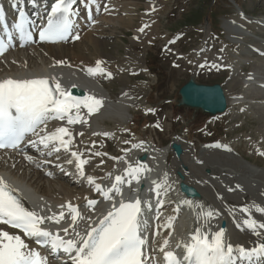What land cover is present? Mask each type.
<instances>
[{"label":"bare ground","instance_id":"bare-ground-1","mask_svg":"<svg viewBox=\"0 0 264 264\" xmlns=\"http://www.w3.org/2000/svg\"><path fill=\"white\" fill-rule=\"evenodd\" d=\"M5 1L8 4L9 12H12L13 4L21 0ZM106 1L96 0L94 2L95 13L90 21L86 19L85 10L77 11L73 31L67 41L47 44L36 39L25 50L16 49L0 57V80L6 78L31 79L56 77L66 90L75 85V87L84 90L85 97L91 95L103 101V106L99 111L90 116L87 115V109L81 108L82 115L86 116L88 120L87 124L77 123L69 125L66 120L49 121L46 129L48 133L55 131L58 125L59 127H67L71 132L72 143L69 145V150L67 151L62 148L60 152L48 156L46 154L47 150L43 149V146H39L38 150L28 144V140L36 139V137L32 136L23 144L21 150L0 152V177H3L10 185L17 189L16 193L22 198L25 207L29 210L41 212V209H43L44 211L41 212V215L45 216L50 214L47 210L49 207L53 212L58 213L61 210L65 212V219L61 221L60 225L49 221H46L42 225V227H48L55 233L58 227H66L71 222L70 211L66 206L67 202L79 206L80 211L86 217L90 215L92 217L91 223L93 224L98 222V219L109 210L110 202L104 200L102 195L96 192L94 185L88 184L86 177L92 176L95 182L100 183L106 190L115 182L114 178L116 175H125V169L129 164L133 166L144 164L151 171L141 174L140 181L144 183V191L140 197L143 201H148L152 204L153 211H156L160 207L157 204L158 199L169 202L167 206L160 208L155 214L153 212L146 213L151 225L145 233L148 236V251L151 253L153 241H155L156 258L159 264H165L163 254L158 251L159 246L163 244L165 238L169 239V246L166 250H172L176 255L182 252L183 248L177 249L175 245L179 241L188 242L190 233L198 226L196 216L202 209L197 206H203V210L211 209L215 213L206 230L211 232L219 230L220 224L224 220L226 223L224 229L228 242H231L233 245H243L246 248L254 246V242L258 241H256L254 235L250 234L249 230H246L243 221L246 218H254L260 222H264V216L256 210L257 206L264 208V166L247 159L235 147H230V149L229 144L219 141L211 145H203L201 152L197 154V149L193 144L180 139L185 152L178 158L173 155L168 145L159 146L152 139L146 141L136 137L134 141L123 149L119 147L121 149L120 155H112L110 153V155H104L105 157L100 158L84 155V148L81 145L83 144L81 142L82 137L91 136L95 139L98 135L109 133V136L114 138L115 131H110L105 127L107 121L117 124L120 128H123L122 130L127 129L131 114L130 109L134 107L138 108L141 105L140 97L138 96L140 93L136 91L143 90L146 88V84H148L141 83L142 85L139 87L135 85L132 87L126 79L129 76L127 67H134V64L137 65L143 62V60H140L143 56L132 50L130 46H134L135 43L144 40L148 35L144 31H138L143 25H138L137 22L135 25L136 17L134 16L141 14V18H146L151 15L152 9L157 7L159 3L149 1L146 3V7H148L147 11L150 13L139 12L138 14L130 6L131 0H119L120 2L109 0L107 4ZM104 5H107V10H105ZM117 9H122V12L127 16L121 17L118 15L120 16L118 18L112 16L115 10L117 12ZM238 10L239 13L231 19H227L223 23V26L228 33L230 41L237 44L240 51L245 54L244 56L248 57L246 59L243 57L244 62H254L251 57L253 52L258 55L260 54V56L264 55V37H255L248 27L240 23V20H245L244 22L252 26L253 23H256L262 27L261 33H264V14L250 17L242 8ZM122 19L123 23L124 20L127 21L126 29H131L133 35L129 37L130 43L126 44L124 54L121 56L109 55L103 51L107 42L105 38L120 36L118 33L120 34L121 31L117 32V29L120 26H122V29L125 28L121 23ZM44 21V16L37 19V22L42 23V25ZM209 30L210 28L207 26L206 40L209 36ZM152 31L154 32V30ZM37 34L35 35L37 36ZM76 34L79 35L80 39H75L72 44H69ZM250 34H252V37L255 39L254 41L257 43L255 46L248 43L245 44L244 37H249L251 36ZM221 44L220 52L216 55V59L218 60L227 58L228 56L225 50L226 44L223 41ZM130 54L134 58H130ZM98 60L104 62L101 67L106 69V71L90 76L87 69L90 67L95 68L96 61ZM57 61H63V64H57ZM205 62V60L200 61L196 65V68L198 69L200 64ZM261 63H263V60ZM262 67L261 69L252 70L247 75L242 76L238 74L239 85L244 89V93L247 90L254 91L256 97L252 102L257 105L256 108L259 113H264V63ZM135 70L133 69V72ZM108 72L113 73L114 77L113 75L108 77ZM112 77L113 81H117L119 85L118 92L115 93L110 92L105 85ZM246 98L244 94H238L235 97V101L236 103H251V101H246ZM258 98L262 99L258 100ZM250 99H253V96ZM229 101L231 100L229 99ZM145 108L146 111L150 109L149 106H145ZM79 133H83V135ZM93 133H98V135H94ZM65 139L67 140L69 137L65 136ZM134 144H141V147L133 148ZM258 150L260 149L257 148ZM41 151L45 152V154L41 155ZM70 151L81 153L82 159L88 160V163L84 165L85 178L78 176L75 167L76 161L70 156ZM92 152L94 151L92 150ZM144 154L147 155L146 161H139V157ZM29 155L34 157L36 161L41 162L39 167H37L36 163L29 162L25 158ZM102 155L101 153L100 156ZM69 159H73L72 164L66 162ZM44 160L51 161V163H43ZM98 161H102V164L95 166L94 163ZM182 164H186L189 168L186 173V182L196 186L201 191V199H189L180 193L179 179L176 172L177 170H182ZM68 175L73 179L72 183L66 180V176ZM165 176L167 183L159 189L160 196L157 197L155 185L152 182L162 183ZM122 188L126 201L140 194V192L133 191V189H136L133 183L131 187L125 184L122 185ZM85 197L98 201L95 209L87 207ZM116 200L118 203L119 197H116ZM184 201H190L191 204H186ZM60 205H65V207L61 209ZM244 208H248L249 212H244ZM157 216H159V219L156 218ZM169 217L173 218L172 228L164 227ZM88 223L89 221H80L78 230L84 232ZM156 232H159V235H155ZM170 232L172 233L171 236H169ZM60 234L64 235L62 232ZM13 235H17V233L14 232ZM24 241L26 244L31 243L26 239ZM29 248L34 249L35 247L30 244ZM41 255L48 258V264H60L54 258H50L42 253Z\"/></svg>","mask_w":264,"mask_h":264},{"label":"snow or ice","instance_id":"snow-or-ice-1","mask_svg":"<svg viewBox=\"0 0 264 264\" xmlns=\"http://www.w3.org/2000/svg\"><path fill=\"white\" fill-rule=\"evenodd\" d=\"M33 3L36 0H32ZM78 0H55L51 5L50 13L47 16L46 26L39 29L38 35L41 42H59L69 39L73 31V17L77 15L74 10ZM15 7V4L13 5ZM107 10V5H104ZM24 12H20L19 22L15 29L22 42H31L33 33L27 27ZM4 19V10L0 8V21ZM95 23V21H93ZM147 27V25H145ZM138 31L143 32L144 28ZM73 39L79 40L76 34ZM138 39V37H137ZM23 46V44L21 45ZM10 42L0 40V56L9 51ZM15 62V61H13ZM63 64V61H57ZM103 61H96L95 68H88L90 76L97 73H104L106 69L101 67ZM204 67V65H201ZM112 76L111 72L107 73ZM75 87V85H73ZM103 101L94 96L84 98L73 97L69 90L62 87L56 77L14 79L6 78L0 80V149L21 150L26 134L31 133L36 139L28 140L33 148L39 150V146L47 150L46 154L51 156L63 148L69 150L72 143V134L67 127H58L55 131H46L49 121H67V124H87L86 116L82 115L81 108L87 109V115L99 111ZM149 111H152L149 109ZM159 127V124L156 125ZM83 135V133H79ZM98 135V133H93ZM105 136L109 135L104 133ZM68 136L69 139H65ZM128 143V141H125ZM94 145V142H93ZM141 144H134L133 148H139ZM45 152L41 151V155ZM264 155V153H260ZM81 153L71 152L75 159V167L80 178H85L84 165L87 159L81 158ZM99 156L101 153L96 152ZM29 162L36 163L32 156L25 157ZM59 159V157H57ZM73 163V159L66 161ZM43 163H51L44 160ZM151 169L144 164L133 166L129 164L125 169V175H116L115 182L106 190L100 183H96L92 176L86 177L88 184L94 185L96 192L102 195L103 199L110 202L109 210L98 219V222L91 223L92 217L85 216L79 206L67 202L70 211V223L66 227H58L56 232L42 227L46 221L60 225L65 219L63 210L53 212L49 207V215H41V212L29 210L15 195L17 189L10 185L3 177H0V224L9 225L21 230L25 236L35 238L41 246L48 247L51 255H58L63 252L72 261V264H159L156 258L155 241H153L151 253L148 251V236L145 233L151 227L146 213L152 211V204L137 197L134 201H126L122 185L131 187L133 181L140 183L141 174ZM155 185L156 196H160L159 189L167 183L165 176L162 183L152 182ZM142 189H133L139 192ZM231 190V189H230ZM116 197H119L117 203ZM87 207L95 209L98 201L84 198ZM164 201L157 200L161 207ZM191 204L190 201H184ZM61 209L65 205L59 206ZM202 210L197 213L198 226L190 233L188 242L179 241L175 245L177 249L183 248V256L178 257L172 250H166L169 246V239L165 238L159 246V253L163 254L165 264H264V222L254 218H246L243 224L250 234L256 237L254 246L246 248L243 245H233L226 239V232L223 227L211 232L206 230L209 222L214 217L213 210ZM256 210L264 216V208L257 206ZM249 212L248 208L243 209ZM159 219V216L156 217ZM80 221H89L84 232L78 230ZM202 221V223H200ZM173 218L169 217L164 225L172 228ZM63 233L62 236L60 233ZM155 235H159L156 232ZM172 233H169L171 236ZM69 237V238H65ZM0 264H48V258L41 255V252L30 249L28 244L19 235H11L7 231L0 230Z\"/></svg>","mask_w":264,"mask_h":264},{"label":"rangeland","instance_id":"rangeland-1","mask_svg":"<svg viewBox=\"0 0 264 264\" xmlns=\"http://www.w3.org/2000/svg\"><path fill=\"white\" fill-rule=\"evenodd\" d=\"M131 1V4L136 5L134 6L130 4V6L133 7L138 14L139 12H147L146 9L148 7H146V3L149 1H156L162 6V8L161 6L158 8L155 7L156 9L153 10V15L146 19L147 21H144V19L141 18V14L134 16L136 17L135 25L136 22L138 25H143L142 27L144 30L146 29L145 32L147 31L146 35H148L144 40H140V43L137 42L134 46H130L132 50L143 56L140 59L143 60V62L137 65L134 64V67H127V70H129V76H127L126 79L132 87L133 85L139 87L142 85L141 83L148 84H146V88L143 90L136 91L137 93H140L138 96L140 97L141 105H139L138 108L134 107L130 109V113L132 114L130 117L132 118L129 120L128 128L126 130H122L123 128H120L117 124L107 121L105 123V127H107L106 129L115 131L114 133L116 136L114 135L113 138L112 136L109 137L103 135L101 137V135H98V137H95L96 140L91 136L86 137L88 139L82 137L81 142H83V144L86 143L84 147H86V149L94 147L103 152V154L107 153V155L110 153L118 155L121 150L120 148L128 146L136 137L146 141L152 139L159 146H167L174 137L178 135V132L182 130L184 126L183 118L187 125L184 127L185 130L182 134V140L192 142L197 149V154L201 152L202 144L222 141L235 147L241 155L245 156L252 162L264 166V155L259 154L261 151L264 153V113L257 112L258 109L256 108L257 105L255 103L245 102L246 105H244L238 103L235 104L232 101V105L227 114L209 120L211 124L208 127L207 133L203 132L204 130L201 128L206 122H208L206 115H203L198 111L181 108L178 113H181L182 118H179L178 115L180 114H177L175 110V105L178 99V89L191 76H195L197 80L201 82L223 83L227 89L228 95L234 100L235 96L240 94L241 91L244 93V90L239 85V77L237 74L240 73L243 76L254 69L257 70L263 68L262 64L264 63V55L260 56V54L258 55L257 53H255V55L253 52L251 57L254 62H244V58L246 59L248 57L244 56L245 54L240 51L237 44L232 43V41H229L230 39L227 38L228 33L222 25L225 19H231V17L237 14L234 2L232 4L231 0H217V3L214 4V11L211 14L210 24L206 21V27L207 25L210 27L212 25L211 30H213V32H210V39L206 40V46L209 45L212 48V52L208 54L206 53L207 64L199 70H196L194 65L199 59L193 58V50L201 44L205 37L203 26L214 0ZM234 1L239 4L248 15L258 16L264 13V0ZM116 14H112V16H115L116 18L127 16L122 13L121 9H118ZM125 21L126 20H124L123 23V19L121 20V23L125 28L122 29V26H120V28L117 29V32L121 31L120 34L118 33L120 36L105 38L107 42L105 43L106 46L103 51L109 55L121 56L125 53L126 44L130 43L129 37L133 35V31L131 29H126L127 21ZM244 21L245 20H240V23H243V25L248 27L250 31L252 30L251 32L255 33H253L255 37H264V34L261 33V30H263L261 26L253 23V27ZM145 25H147V27H145ZM155 26L158 28L156 29ZM152 30H154V32ZM217 34L222 35V38L218 37ZM250 35L251 36L248 38L244 37L245 44L255 42L252 34ZM222 39L226 42L227 49L225 50L228 53L227 62L230 65L232 63L231 66L225 64V62H222V65L215 62L214 53H218L220 50ZM72 43L73 41L69 44ZM252 45L255 46L256 44ZM26 48H24V50ZM234 51L237 52L236 55L233 54ZM129 57L134 58L131 54ZM257 60H261L259 61L260 63L263 60V63L260 64ZM217 61L219 60L217 59ZM148 65L155 67L156 69L150 70ZM222 66H230L232 69ZM133 69L136 70L133 72ZM113 77L108 83H105V85L110 92L115 93L118 92L119 85L117 81H113ZM247 91H245L247 101H249V98H252V96V100H254L256 97L254 91L249 90L248 94ZM260 99L258 98V100ZM145 105H151L156 109V112L146 114L144 111L146 110ZM157 124H159V127H156ZM93 141L96 142V145H92ZM125 141H128V143H125ZM257 148L260 150L257 151ZM96 163L95 165L98 166L102 164L101 161Z\"/></svg>","mask_w":264,"mask_h":264},{"label":"water","instance_id":"water-1","mask_svg":"<svg viewBox=\"0 0 264 264\" xmlns=\"http://www.w3.org/2000/svg\"><path fill=\"white\" fill-rule=\"evenodd\" d=\"M72 93L83 95L84 91L79 88H73ZM180 101L178 106L199 109L204 113L214 115L225 111L227 106V97L223 87L219 83L212 85L198 83L193 77L188 80L179 90ZM172 148L178 157L183 153L182 145L178 142L172 143ZM146 155L141 157L142 160ZM183 170H188V166L182 164ZM182 179L180 183L181 191L190 197H201L200 192L193 185L187 184L182 170L178 172Z\"/></svg>","mask_w":264,"mask_h":264}]
</instances>
